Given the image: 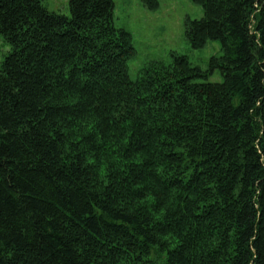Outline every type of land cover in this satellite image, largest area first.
I'll return each mask as SVG.
<instances>
[{"label": "trees", "instance_id": "16d2710c", "mask_svg": "<svg viewBox=\"0 0 264 264\" xmlns=\"http://www.w3.org/2000/svg\"><path fill=\"white\" fill-rule=\"evenodd\" d=\"M190 1L131 80L112 0H0V264H264V0Z\"/></svg>", "mask_w": 264, "mask_h": 264}, {"label": "rangeland", "instance_id": "374dc122", "mask_svg": "<svg viewBox=\"0 0 264 264\" xmlns=\"http://www.w3.org/2000/svg\"><path fill=\"white\" fill-rule=\"evenodd\" d=\"M114 26L131 34L135 55L127 62L128 76L135 80L141 68L148 62L170 61L174 52L188 57L192 66L205 71L209 58L223 54L216 41H208L201 49H192L185 38L186 20H198L203 12L200 6L190 0H159V7L150 11L144 8L142 0H112ZM49 11L69 16L68 0H43ZM11 51L10 45L0 35V65ZM210 82H221L215 71Z\"/></svg>", "mask_w": 264, "mask_h": 264}]
</instances>
